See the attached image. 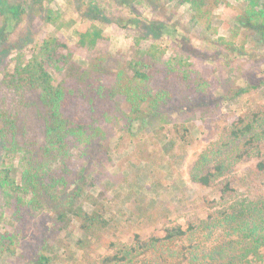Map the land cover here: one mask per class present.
<instances>
[{"label":"trees","instance_id":"trees-1","mask_svg":"<svg viewBox=\"0 0 264 264\" xmlns=\"http://www.w3.org/2000/svg\"><path fill=\"white\" fill-rule=\"evenodd\" d=\"M50 1L31 0L26 5L21 0H0V53L15 50L12 59L0 61V153L3 160L17 156L23 162L18 179L12 165L0 163V191L3 205L13 208L12 216L19 222L35 216L44 196L59 191L60 197H54L59 201L54 211L56 219L61 222L68 213L85 236L94 237V230L107 224L98 212L88 213L76 203L81 190L74 184L78 178L73 151L100 136L102 124L123 123L134 130L139 124L165 119L182 110L204 111L218 81L210 82L205 72L179 54L188 46L183 39L178 41L179 37L172 36L178 53L163 59L165 52L155 44L168 31L160 22L139 24L141 29L136 30L152 43L145 51L137 48L132 57L121 62L95 49L96 41L102 38L95 25L78 31L77 45L89 53L85 66L76 63L68 47L53 35L25 55L22 47L30 41L24 39L20 45V36L16 40L10 37L24 20L26 10L45 24H55L47 8ZM168 1L186 6L192 23L208 27L213 9L222 0ZM242 1L245 7L236 16V24L253 32L264 46V0ZM73 3L81 19L101 20L99 12L84 0ZM175 127L178 132L185 128L182 123ZM244 156L254 158L255 163L234 182L257 191L264 186V106L244 114L224 130L220 139L199 155L189 180L209 187ZM217 186L219 201L211 206L219 204V208L204 219L186 227H165L161 236L147 240L136 236L132 244H122L120 250L102 257L98 264H134L138 256L177 242L181 243L177 264H264V194L238 197L239 188L229 180ZM213 231H220L222 239L207 249L199 247L196 239ZM12 238L0 234V254L8 251ZM48 261L41 254L29 264Z\"/></svg>","mask_w":264,"mask_h":264},{"label":"rangeland","instance_id":"rangeland-1","mask_svg":"<svg viewBox=\"0 0 264 264\" xmlns=\"http://www.w3.org/2000/svg\"><path fill=\"white\" fill-rule=\"evenodd\" d=\"M21 1L27 5L31 0ZM84 1L99 12L101 20L81 19L73 0H51L47 8L55 24H45L26 10L10 39L20 36V45L24 39L30 41L22 47L28 55L32 47L53 35L68 47L76 63L85 66L89 53L77 45L78 31L95 25L102 35L95 49L121 62L132 57L137 48L145 51L152 43L136 30L141 29L139 24L160 22L168 31L155 44L165 52L163 59L178 53L172 40L183 39L188 46L179 54L205 72L210 82L217 80L218 88L211 91L204 111L182 110L165 119L139 124L134 130L123 123L102 124L100 136L73 151L78 178L74 184L81 190L76 203L88 213L98 212L107 224L95 229L94 237L85 236L68 213L63 221L56 219L54 211L59 201L54 197H60L59 191L44 196L35 216L21 222L13 218L12 207L3 205L0 191V234L13 236L8 251L0 254V264H29L41 254L48 257V264H98L102 257L120 250L122 244H132L136 236L147 240L161 236L165 227H186L204 219L219 208V204L211 205L219 201L217 183L222 180L239 188L238 197L264 194V186L254 191L234 182L255 163L254 158L246 156L209 187L189 180L199 155L217 142L224 130L239 117L264 106V46L253 32L239 29L235 20L245 7L244 1L222 0L213 9L208 27L192 23L186 6L168 0ZM14 55L15 50L9 49L0 53V61L6 58L5 63ZM179 123L185 127L183 132L174 128ZM4 161L13 166L18 179L22 160L17 156L3 160L0 153V163ZM221 239V232L213 231L196 240L199 247L207 249ZM180 250V242L163 246L138 256L134 264H177ZM261 252L264 255V247Z\"/></svg>","mask_w":264,"mask_h":264}]
</instances>
